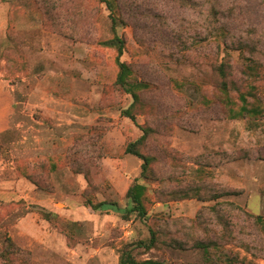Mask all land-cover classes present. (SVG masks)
Masks as SVG:
<instances>
[{
  "label": "rangeland",
  "instance_id": "rangeland-1",
  "mask_svg": "<svg viewBox=\"0 0 264 264\" xmlns=\"http://www.w3.org/2000/svg\"><path fill=\"white\" fill-rule=\"evenodd\" d=\"M213 6L227 27L221 48L207 29ZM114 12L126 22L118 27L126 40L121 60L148 86L141 94L149 107L135 120L123 114L133 99L115 82L117 52L100 43L112 37L106 4L0 0V91L10 109L5 114L0 99V244L12 238L31 251V264H119L122 250L149 242L153 230L161 242L135 248L140 259L206 264L192 246L199 238L264 264L263 242L256 257L236 240L225 245L220 222L226 215L235 235L243 228L224 202L264 216V160L252 153L226 162L225 155L264 147V117L228 118L211 67L229 53L241 84L249 59L236 48L244 44L253 47L248 58L264 65V0H119ZM142 126L156 131L145 149L158 158L153 179L125 153ZM136 181L148 187L147 222L88 205L91 197L125 209Z\"/></svg>",
  "mask_w": 264,
  "mask_h": 264
},
{
  "label": "trees",
  "instance_id": "trees-1",
  "mask_svg": "<svg viewBox=\"0 0 264 264\" xmlns=\"http://www.w3.org/2000/svg\"><path fill=\"white\" fill-rule=\"evenodd\" d=\"M99 1L106 4L108 9L112 12L110 17L112 21V37L101 41L100 43L102 46L113 48L117 52L115 62L118 67V71L115 82L117 85L123 87V89L129 93L133 99L132 104L123 112V114L126 117L135 120L137 114L144 112L146 108L149 107V104L145 101L141 94L143 90L148 89V86L145 83L136 82L134 79L135 69L133 65L121 60V57L125 52L126 40L119 35L118 27L120 25H126V22L120 14L117 16L114 12L117 9L119 0ZM207 21V29L210 30V33L212 34L211 37L218 44L219 48H221V43L225 44V42L221 41V38H226L225 33L227 32V27L225 25L223 26V24L221 25V18L218 16L215 6L212 7V14L209 16ZM214 31L217 33H214ZM236 50L240 51V56L245 61L249 59V62L241 65L242 70L240 72L243 76L241 84H238V81L234 77L233 69L235 67L229 61V53H227V57H224L221 61L219 58L211 60L212 71L216 79L215 85L220 91V101L227 108V116L230 119L239 120L246 118H262L264 117V97L259 94L261 90L258 84L264 83V65L259 61L248 58L247 52L251 53L253 51V47L250 45L244 44L240 49L236 48ZM173 85L179 89H183L186 82L174 80ZM204 103L211 105L212 102L207 100V98H204ZM141 128L143 134L137 140L130 142L127 145L125 153L141 159L143 162L142 176L147 179H153L155 177L154 165L158 158L154 154L145 152V149L149 139L156 131L150 126H142ZM252 153H256L257 155L255 157L258 159L264 160V147H262L257 150L254 149L253 152L242 149L235 151L232 154H225L226 162L248 159L253 157ZM51 166L52 169L55 168V159L51 160ZM19 174L32 181L34 180L33 175L26 167H19ZM228 195H231V193L225 192L222 197ZM183 196L190 197L192 195L184 194ZM126 198L128 203L125 209L118 207L117 203H110L107 201L96 203L91 199V197H88L87 202L94 210L121 211L125 213V216L136 214L138 218L147 222L149 220L147 205L148 187L136 181L128 189ZM221 205L226 207L228 210V218H231L230 216L232 215V211H235L243 223V228H240L235 235L233 226H237L231 224V222L227 220L226 215H220V222L224 228L221 239L225 241V245L233 244L232 242L236 240L239 247L246 253L252 254L253 257L262 253V242L264 243V216L251 214L244 208L231 202H224L221 203ZM215 209V207H212V211ZM160 242L161 237L155 231L151 230V238L149 242L139 241L134 243V247L124 248L122 250L119 264H166L165 261L158 259H140L133 253L135 248L151 250ZM166 244H170L169 241H166ZM192 246L196 249L203 250L206 264H249V262L245 259L240 260L236 256L226 254L220 249L222 244L216 240H203L195 238L193 239ZM31 255L32 253L30 250L18 245L12 238H6L4 244H0V264H31Z\"/></svg>",
  "mask_w": 264,
  "mask_h": 264
},
{
  "label": "crops",
  "instance_id": "crops-1",
  "mask_svg": "<svg viewBox=\"0 0 264 264\" xmlns=\"http://www.w3.org/2000/svg\"><path fill=\"white\" fill-rule=\"evenodd\" d=\"M2 92L0 91V99H2V101L5 103V109H6V112H5V114L6 113H8L9 111H10V109H9V106H8V104H9V101L7 102L4 98H3V95L1 94ZM4 120V119H3ZM3 120H2V122H3Z\"/></svg>",
  "mask_w": 264,
  "mask_h": 264
}]
</instances>
